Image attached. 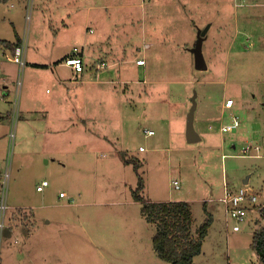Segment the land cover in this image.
<instances>
[{
	"label": "rangeland",
	"instance_id": "1",
	"mask_svg": "<svg viewBox=\"0 0 264 264\" xmlns=\"http://www.w3.org/2000/svg\"><path fill=\"white\" fill-rule=\"evenodd\" d=\"M22 1L0 4V36L12 37L3 23L11 11L27 39L26 64L35 57L47 60L48 67L75 46L86 47L84 38L92 27L108 36L107 43L124 42L126 32L149 31L151 22L153 46L140 51L134 43L121 55L127 61L147 58L139 73L144 76L148 68L155 81L133 84L124 76L116 82L118 98L111 95L107 110L101 111L112 123L102 120L98 131L87 133L65 123L47 133L40 117L22 118L23 102L34 95L46 99L56 86L0 57V79L15 80L9 82L12 101L2 100L7 91L0 90V114L8 115L0 119V177L9 204L0 234V264H173L153 247L156 224L143 214V202L132 198L139 178L121 152L141 161V194L147 201H191L192 232L204 223L206 211L214 215L195 264H256L248 250H253L254 230L264 224L258 212L264 203V0ZM208 23L203 41L208 68L199 70L191 48ZM98 31L93 38L104 36ZM227 48L232 49L229 56ZM111 64L125 68L126 76L134 74V62ZM195 92V128L201 140L190 142L187 114ZM226 97L235 105L223 109ZM207 103L215 109L212 115L205 113ZM233 117L240 125L223 132L220 128ZM149 127L156 134L145 137ZM156 140L162 148L153 149ZM249 143L261 147L259 157L252 156L259 151L245 150ZM43 179L50 185L40 191ZM226 184L230 189L247 186L260 195L240 231L233 230L235 220L222 201ZM61 191L67 197H60ZM33 209L34 226L29 217Z\"/></svg>",
	"mask_w": 264,
	"mask_h": 264
},
{
	"label": "crops",
	"instance_id": "2",
	"mask_svg": "<svg viewBox=\"0 0 264 264\" xmlns=\"http://www.w3.org/2000/svg\"><path fill=\"white\" fill-rule=\"evenodd\" d=\"M12 0H0V4L2 3H8ZM20 2H23L22 0H19ZM151 5V4H150ZM149 5V6H150ZM11 6H13L11 4ZM9 20H6L4 18L3 23L5 25L10 27V30H12V37H1L0 36V57H9L7 61L12 62V55H13V48L11 47L10 43H14L18 38H20L23 41H25V48L27 47V39L25 37L21 36V29H20V21L16 20L14 18V15H12V12L9 13ZM150 30L148 31V27H144L141 31H138L136 29L133 31L126 32L127 34V40L126 41H111L109 40V43H107L108 36L106 37L105 34L102 31H98V28L92 27L93 32H88L87 35L84 38V44L78 46L80 48V55L83 58L85 70L82 72H76L72 66H66L64 64L65 58L69 57L71 53L73 52H65L60 56L59 58H53L52 61L48 64V67L46 65V61H37L35 57L33 59H30L29 62L25 65L27 66V70L30 75H42V77H46L49 79V81H52L53 84L56 86L55 91L52 95H48L46 99H42V97H38L37 95H34L32 99L26 100L23 102V116L22 118H32L35 119V117H40L42 119V124L46 127V132H56L57 128L59 126H63L65 123H69L74 127L75 130H84L87 131V133H90L92 128L95 131H98L97 125H101V121L106 119L105 122L112 123L111 117L110 119L107 117L106 114L101 113V111L107 110V104L108 99H110L111 95L115 97V99L118 98L116 96V93H118L116 82L119 83L121 80H123L124 76L126 79V82L129 80L133 81V84H136V81H141L143 79V83H149L155 81L151 77L148 76V68L144 67V76H141L139 73V69L141 66H147V58L144 56L138 57V59H144L145 62L143 64H138L137 59L134 60V58H131L130 60H122L121 51L125 48H133L132 44L136 43V45H140V48L142 51L144 48L147 50L151 46H153V40H154V28L153 24L149 23ZM171 25V24H170ZM211 27V26H210ZM103 34L104 36L99 37L96 36L95 38L92 37V34L96 33ZM133 34V35H132ZM134 34H138L136 36V40L141 41H134L133 36ZM148 34V36H147ZM153 37V40L150 38ZM205 39V38H204ZM10 42V43H8ZM143 44L141 45L140 44ZM161 44V42H159ZM77 47V46H76ZM228 52L226 53V56L231 55L230 51L232 49L227 48ZM27 51V48H26ZM139 51V52H140ZM131 55H128V57ZM26 57V53H25ZM31 57V56H30ZM127 57V58H128ZM133 57V56H132ZM105 61L106 65L105 67H100L98 63ZM111 62L117 66H121V64L126 63L127 65L129 63L132 64L134 62L135 65L131 66V69L134 70V74H128L125 75V68H113ZM24 66V68H25ZM20 67V66H19ZM24 69L23 67H20V70ZM133 72V71H132ZM14 79H6V76L0 79V90L4 88L5 91H7V95L3 96L7 101H12L13 99H9L11 95V87L10 83ZM15 81V80H14ZM51 92V93H52ZM48 93V92H47ZM50 93V92H49ZM149 91L147 92V94ZM121 94V93H120ZM124 95V94H123ZM122 95V96H123ZM8 96V97H7ZM120 103L124 101L121 99V96L119 95ZM231 97H226L224 104L221 106V108L225 109L226 107L231 108L235 105V100L232 106L226 105V100ZM9 99V100H8ZM232 99V98H231ZM217 105V104H215ZM199 104L197 105L198 108ZM96 107H99L100 109H96ZM196 108V109H197ZM215 111L213 105L206 104V110L205 113L213 114ZM1 115V114H0ZM101 115V120L99 121V116ZM8 115L4 116L2 120L5 119ZM65 117V118H64ZM9 119V118H8ZM195 120V117H194ZM80 127V129H79ZM213 128V126H210ZM27 128V126H26ZM150 129H153L149 127ZM221 129V128H220ZM145 129V137L154 136L156 134H147ZM199 133V132H198ZM200 135V133H199ZM201 137V135H200ZM107 139L106 135H100L99 139ZM201 139V138H200ZM107 141H109L107 139ZM113 143V141H110ZM235 146V145H234ZM158 147H161L160 143L156 140L153 144V149H156ZM162 148V147H161ZM140 149V148H139ZM115 151L120 152V150H117V147L115 148ZM141 151V150H140ZM147 149L143 150L142 152H146ZM261 148L259 150L260 154ZM256 152V151H255ZM246 182H248L246 180ZM50 185V183H49ZM48 185V186H49ZM47 187V186H46ZM45 187V188H46ZM44 188V190H45ZM43 191V190H42ZM60 196V193H59ZM60 197H67V196H60ZM154 200V199H153ZM172 200V199H171ZM137 201V200H136ZM157 201V200H155ZM187 202H190V200H185ZM20 205H18L17 208H19ZM14 208V207H13ZM23 208V207H20ZM16 209V208H15ZM14 213V212H13ZM29 217L31 219V225H35V221H37V214L35 210H31L29 213ZM49 222V219H47ZM12 222L10 221V224ZM14 228L13 225H10V229ZM240 231V230H235ZM209 236V235H208ZM208 236L205 238L204 243L207 241ZM204 245V244H203ZM203 249L201 251V254H203ZM249 254L252 255L253 258H250V261H254L256 264H260L258 261V256L254 250L249 251ZM239 252H237L238 254ZM200 255H197L196 258ZM197 264V263H196ZM246 264V263H243Z\"/></svg>",
	"mask_w": 264,
	"mask_h": 264
},
{
	"label": "trees",
	"instance_id": "3",
	"mask_svg": "<svg viewBox=\"0 0 264 264\" xmlns=\"http://www.w3.org/2000/svg\"><path fill=\"white\" fill-rule=\"evenodd\" d=\"M18 38L14 46L21 43ZM4 116L0 115V119ZM126 164L134 163L138 174V184L132 188V198L143 202V214L147 220L156 224L153 236V247L164 260L173 264H195V257L201 253L203 241L208 235L209 227L214 215L209 211L204 223L198 228L196 234L192 232L193 215L190 202L185 200L147 201L141 192L145 188L144 178L139 173L141 161L135 157L128 158L124 152L120 153ZM206 209V204H205ZM258 212L264 220V203L258 206ZM251 246L258 256L260 264H264V224L254 230Z\"/></svg>",
	"mask_w": 264,
	"mask_h": 264
},
{
	"label": "built area",
	"instance_id": "4",
	"mask_svg": "<svg viewBox=\"0 0 264 264\" xmlns=\"http://www.w3.org/2000/svg\"><path fill=\"white\" fill-rule=\"evenodd\" d=\"M26 48H25V41L17 44L14 46V51L12 55L13 62H16L20 67H23L26 65ZM145 62L144 59H138V64H143ZM64 64L66 66H72V68L76 72H82L85 70L84 61L82 56L80 55V48L76 47L74 48L71 55L64 60ZM100 67H105L106 62L102 61L98 63ZM234 103V100L231 98H228L226 101L227 106H232ZM233 122L226 123L221 127V130L223 132L225 131H231L234 128H237L240 125L239 119L237 117H233ZM146 133L153 134L155 133V130L148 129L146 130ZM13 135V133H12ZM259 145H255L254 147L249 143L246 145L245 150L251 151L252 149L259 151L260 150ZM140 150H145L144 146H140ZM249 155H252L249 153ZM252 156L259 157V152L253 154ZM50 181L43 179L41 183L38 184L37 188L38 190L42 191L46 186H48ZM173 184L176 188H181V184L178 179L173 180ZM224 196L222 197V201L225 205L226 213H228L231 218L235 220V223L233 224V230H241V223L245 222L246 219L250 215V211L259 204L260 195H258L257 192H255L250 187H240L238 189H230L228 188L227 184L224 188ZM60 196H66V192L61 191ZM9 207L8 201L6 200V183L3 182V179L0 177V234L4 231L6 224H5V215L6 210Z\"/></svg>",
	"mask_w": 264,
	"mask_h": 264
},
{
	"label": "water",
	"instance_id": "5",
	"mask_svg": "<svg viewBox=\"0 0 264 264\" xmlns=\"http://www.w3.org/2000/svg\"><path fill=\"white\" fill-rule=\"evenodd\" d=\"M210 26H211L210 23H208L205 29H199L198 36L195 41V46L191 48L192 52H194L196 67L199 70H205L208 68V63H206L205 56L203 53V45H204L203 41ZM196 96L197 93L195 92L191 99V101H193V104L187 114L186 137L190 142H197L201 140L200 139L201 137L195 128V120H194L195 111L198 105L196 101Z\"/></svg>",
	"mask_w": 264,
	"mask_h": 264
}]
</instances>
